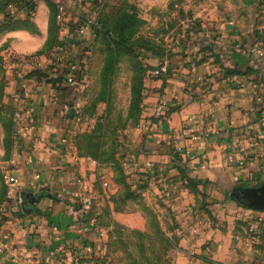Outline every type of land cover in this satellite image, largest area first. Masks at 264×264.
<instances>
[{
	"label": "crops",
	"instance_id": "obj_1",
	"mask_svg": "<svg viewBox=\"0 0 264 264\" xmlns=\"http://www.w3.org/2000/svg\"><path fill=\"white\" fill-rule=\"evenodd\" d=\"M64 1L69 11L61 22L57 9L54 32L53 9L48 0H38L34 15L28 16L25 5L17 14L30 18L37 31L19 26L0 33L5 61L0 105L37 107L33 138L14 140L24 148L18 157L19 182L0 202V233L7 235L0 264H102L105 227L92 230L81 224L78 178L95 188L93 209H107L125 227H155L153 210L160 228L174 239V264H264V136L258 120L264 108V59L255 52L256 41L264 40V0L217 1L213 10L200 12L202 31L191 29L169 57L153 58L156 65L167 64L172 75L146 83L140 123L124 129V174L84 151L80 137L91 126L65 121L59 112L82 91L62 78L50 80L59 58L49 50L36 53L51 37H64L82 24V2ZM92 29L71 39L62 59L87 58L83 44L93 38ZM239 41L246 51L235 49ZM44 63L48 76L29 74ZM161 97L167 99L166 115L158 116ZM66 129L79 152L94 161L74 163L60 147L53 148ZM3 134L0 126V166L5 168L10 158H2ZM15 151L13 146L12 155ZM136 169L155 173V184L135 177Z\"/></svg>",
	"mask_w": 264,
	"mask_h": 264
},
{
	"label": "rangeland",
	"instance_id": "obj_2",
	"mask_svg": "<svg viewBox=\"0 0 264 264\" xmlns=\"http://www.w3.org/2000/svg\"><path fill=\"white\" fill-rule=\"evenodd\" d=\"M16 1L0 0V33L3 21L10 18L2 11ZM78 1L82 2L79 15L94 17L99 23L92 29L95 30L93 38L83 44L88 50L85 61L87 80L84 90L81 89L82 95L75 93L82 97L84 123L92 129L82 134L80 141L85 152L103 162L114 163L119 173L124 174L127 166L122 159L128 147L124 129L140 123L146 83L162 77L147 76L145 63L155 66L153 58L169 57L175 45L184 42V35L191 29L202 31L204 18L201 10H213V5L220 0H213V4L210 0ZM4 64L0 54V69L5 67ZM13 115L14 107L6 103L0 105L5 148L2 158L6 160L12 155L16 136ZM100 166L105 172V163ZM154 175L136 169L135 177L152 186L156 181ZM102 182V179L97 182L100 192L103 191ZM8 189L4 167L0 166V202ZM93 193L96 203L95 188ZM97 211L98 222L105 227L99 247L102 264H174V239L160 228V219L153 210L155 227L145 230L117 223L107 209H93L95 215Z\"/></svg>",
	"mask_w": 264,
	"mask_h": 264
},
{
	"label": "built area",
	"instance_id": "obj_3",
	"mask_svg": "<svg viewBox=\"0 0 264 264\" xmlns=\"http://www.w3.org/2000/svg\"><path fill=\"white\" fill-rule=\"evenodd\" d=\"M20 2H12L9 4L6 11L3 13L7 17L15 18L19 12V7L25 5L27 8V14L32 16L36 11V5L38 0H19ZM58 18L60 21H64L69 11V6L66 1H61L58 3ZM95 25H99L98 20L94 17H87L82 19V24L78 26L76 30H69L64 37H58L52 47L49 49L51 55L57 56L59 59L60 67L55 69L54 77L62 78L68 86L81 90L86 85V76L84 70L86 68L85 61L87 58L79 57L74 59L66 60L62 59V55L69 53L70 40L77 37H81L83 33L88 28H93ZM256 56L258 59H264V40H257L256 43ZM235 49L238 51H246V46L243 42H236ZM64 60V61H63ZM145 73L147 76H167L172 75V71L169 70L166 65L162 66H151L145 63ZM42 70H47L46 64H40L39 66ZM84 89V88H83ZM82 89V90H83ZM79 97V96H78ZM78 97L72 98V100L65 101L59 109L60 117L65 121H70L73 119L76 122H82L85 114L83 112V103ZM166 105L167 99L161 97L155 107V115L163 116L166 115ZM16 137L21 138L25 141L26 138L32 139L34 136V130L37 125V107L34 103H29L25 105H19L14 109L13 115ZM168 128H172V118L168 116L167 118ZM259 122L261 123V128L259 133L264 136V108L259 115ZM233 142L230 141L229 144ZM229 144L227 146H229ZM61 148L63 155L70 158L74 163H80L82 159L93 160L91 155H82L74 139L70 136L69 132L64 130L59 141L53 144V148ZM23 146L19 143H15L14 149L15 153L9 159V165L4 168L5 182L9 188L13 189L19 182V177L16 173L18 169L19 155L23 154ZM77 195H78V215L80 216V222L86 229L96 230L99 228V222L97 216L93 213L94 205V193L93 191L84 183L80 178L77 179ZM24 199L22 197L18 198V202L22 203ZM6 233H0V254H4L6 246L4 244V239Z\"/></svg>",
	"mask_w": 264,
	"mask_h": 264
},
{
	"label": "trees",
	"instance_id": "obj_4",
	"mask_svg": "<svg viewBox=\"0 0 264 264\" xmlns=\"http://www.w3.org/2000/svg\"><path fill=\"white\" fill-rule=\"evenodd\" d=\"M48 1H49L50 6L53 9V14H54L53 26H52V29H53V32H54V29H55L54 28L55 27V23L54 22H55V18H56V12H57V9H58L57 6H58L59 2L64 1V0H48ZM16 2H20V1L17 0ZM21 6H23V4ZM4 12L5 11H2V13H4ZM28 16L31 17L30 15H28ZM3 22H4L5 25L4 24L2 25L3 26L2 31L3 30H7V29H11V28H15V27H19V26H24V27H27V28L33 30V31H37V27H36L35 23L32 20H30V18H24V19L23 18H18V17L8 18V20H5ZM55 41H56V37L55 36L51 37L49 39V43L47 44V46L45 48H43V50L38 51L36 53H41V52H43L45 50H49L52 47V45L54 44ZM144 71H145V66H144ZM29 74L30 75L36 74V75H39V76H48L49 75L46 71H44V70H42L40 68L33 69ZM51 78L52 79H50V80H58L57 77H51ZM23 202H24V204H27L26 200H24ZM24 207H25V205H24Z\"/></svg>",
	"mask_w": 264,
	"mask_h": 264
},
{
	"label": "water",
	"instance_id": "obj_5",
	"mask_svg": "<svg viewBox=\"0 0 264 264\" xmlns=\"http://www.w3.org/2000/svg\"><path fill=\"white\" fill-rule=\"evenodd\" d=\"M261 200H262V203H263V205H264V191L262 192V194H261ZM27 202V201H26Z\"/></svg>",
	"mask_w": 264,
	"mask_h": 264
}]
</instances>
